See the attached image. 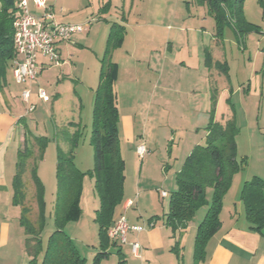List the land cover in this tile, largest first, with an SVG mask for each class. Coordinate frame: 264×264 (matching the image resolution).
Returning a JSON list of instances; mask_svg holds the SVG:
<instances>
[{"label": "crops", "instance_id": "0c3cea01", "mask_svg": "<svg viewBox=\"0 0 264 264\" xmlns=\"http://www.w3.org/2000/svg\"><path fill=\"white\" fill-rule=\"evenodd\" d=\"M143 1L119 0V3H115L114 0H48V6L53 10L57 22L83 24L86 30L73 35L70 41L58 45L60 66H50L49 59L39 57V63L43 66L37 81L31 86L16 83L13 67L7 71L0 88V264H29L30 261L26 252L27 235L20 222L21 207L16 206L13 200V181L17 173L19 153L30 139L29 130H20L21 120L25 119V116H22L25 111L22 93L31 88V102L36 106L34 112H38L41 105L49 103L38 99L39 87L56 83L58 99L62 94L60 88L71 84L74 79L76 83L85 86L88 66L80 60V54L87 51L95 58V82L88 86L89 92L94 95L98 87L96 75L101 73L99 64L102 63L109 39L114 32L113 26L119 29L116 47L111 51V60L118 67L115 91L120 115L121 154L126 164L125 172L128 168L131 169L134 177H139L138 185L144 188L135 200L132 192H127L125 180L124 202L118 208L115 222L112 224L113 227L118 219L126 214L130 225L145 227V231L141 233L130 232L126 244L115 242L116 245H125L118 247V250L126 257V264H264V234L250 228L238 193L232 202L227 203L224 200L220 216L221 228L209 240L203 258L198 261L194 256L197 234L194 220L189 223L187 229L174 233L166 225L168 212L163 210L162 214H159L156 210L159 201L170 197L169 194L166 197L161 195L165 192L161 185L170 182V168L172 165L177 167V176L185 162L180 164V159L171 158L174 150L167 160H163L164 154L160 153L158 141L156 142L154 135L147 131L149 124L156 116H162L169 122H182L183 118H188V138L178 144L176 151L181 148L189 156L206 138L204 129L212 118L222 123L219 111L224 103L228 107L231 106L229 120H232V117L238 119L233 102L240 94L243 100L242 96L246 90L237 86L236 88L233 81V75L237 76L242 69V60L236 58L235 54L232 53L231 56L228 53L225 45L228 42L225 35L227 32L222 37L217 36L216 26L205 22L210 18L206 5L200 4V9L193 11L191 7L195 4L188 2L186 13L180 14L181 17L186 16L185 20L196 17L204 20L199 24H193L192 21L191 25H188L185 20L179 24L177 9L171 11L170 15H165L164 20L151 23L144 22L143 11L136 8ZM169 2L171 3V0ZM175 2L177 6L179 0ZM250 2H253L252 6L259 7V15L251 14L253 8L252 11H247L248 0H245V19L249 24L259 26L256 24L258 19L261 17L264 20V0ZM29 4L33 15L39 17L43 14V10L37 9L32 0H29ZM155 8L159 6L155 5ZM165 20H171L173 25L163 22ZM229 27L232 28L235 42L239 44L243 36L233 25ZM249 36L251 37V34ZM250 37L247 40H250ZM262 39L263 41L257 42L260 51L257 56H262L263 64L259 69L256 68L254 76H262L260 86L264 89V37ZM97 43L99 46L96 48ZM81 65L83 70L79 69ZM54 69L58 70V76L57 73H52ZM178 70L190 74L189 82L177 77ZM247 91H251L250 86ZM121 92H127L131 102L130 109L124 114L119 104L120 99L125 97L121 96ZM141 121L147 123L143 132L137 129ZM73 124L77 123H68L71 129L76 130ZM259 134L263 136L262 133ZM170 140L171 143L175 142L171 136ZM142 144H145L149 151L143 158L137 154V147ZM170 152L169 148L168 154ZM262 157L264 158V155ZM137 159L141 160L140 164ZM262 161L263 164L260 170L254 172V177L264 180V159ZM153 171L159 178L164 174L163 181L161 178V181L157 182L145 179L151 176ZM248 177L244 178L245 182L249 181ZM133 243L140 245L137 255L132 251ZM113 250L112 248L110 251Z\"/></svg>", "mask_w": 264, "mask_h": 264}, {"label": "trees", "instance_id": "16d2710c", "mask_svg": "<svg viewBox=\"0 0 264 264\" xmlns=\"http://www.w3.org/2000/svg\"><path fill=\"white\" fill-rule=\"evenodd\" d=\"M199 1L201 5L207 6L208 13L216 20L217 36L222 37L230 25H233L242 36L250 32H259L258 26L249 24L245 19L243 11L245 0ZM19 2L20 0H0V88L3 86L7 71L14 66V60L17 58L14 24L19 17ZM117 28L113 26L114 32L102 60L99 85L95 91L91 141L95 151V166L90 174L95 179V190L100 199V208L96 212L100 250L93 264H102L110 250L116 246L109 237V231L115 222L118 208L124 202L126 164L120 148V115L115 91L118 67L111 60V51L117 42L119 30ZM73 126L76 131L70 136L69 152L65 153L61 149L58 151L56 229L50 235L46 247L42 238L47 223L44 187L34 166L31 174L36 184L37 221L32 220L31 211L26 205L27 192L23 179L33 153L28 147V141L19 153L17 173L13 181V200L16 206L21 207L20 222L27 235L26 252L30 257L29 264L87 263L73 239L65 232L67 224L81 219V197L86 175L75 164V150L84 132L81 124ZM204 130L205 143L193 149L176 176L177 190L171 194L170 209L166 215V225L175 233L180 229H187L198 211L208 208L196 234L194 256L197 261L203 258L209 240L220 230L224 196L231 188L234 175L246 165L245 160H238L236 137L239 129L235 119L222 124L212 118ZM36 139L40 143V151H44L48 140ZM208 189H213L211 203L207 200ZM241 201L250 228L264 234V180L254 177L245 182L241 191ZM118 253L121 257L120 264H125L123 260L125 256L121 251Z\"/></svg>", "mask_w": 264, "mask_h": 264}, {"label": "rangeland", "instance_id": "374dc122", "mask_svg": "<svg viewBox=\"0 0 264 264\" xmlns=\"http://www.w3.org/2000/svg\"><path fill=\"white\" fill-rule=\"evenodd\" d=\"M159 1L161 2L158 4L157 2ZM114 2L119 3V0H114ZM188 2L195 4L191 7L193 11L200 9L199 0H179L177 6L175 0H171V3L169 0H144L140 5L138 4L139 7L136 6V8H138L141 12L143 11L142 14L144 17L142 19L144 22L147 21L151 23L159 22L165 15H170L171 11L177 9L179 15L178 23L181 24V22H183L182 20L186 19V16L181 17L182 15L180 16V14L186 13L188 9ZM155 5L159 6V8H155ZM252 5L253 2L248 0L247 11H252L251 9L253 8L251 14L258 16L259 7ZM208 16L210 18L205 20V22H208V25H215L217 28L216 20H214L210 14H208ZM258 20L259 21H257L256 24L259 25V32H250L246 34L242 37L243 40L240 41L239 44H237L234 40L232 28L227 26L224 32V34L227 32L225 35L226 38L228 37V42L225 44L228 53L231 56L233 53L235 54L234 56L236 58L242 60V69L237 76L233 75V81L235 87H240L243 90L245 88L246 91L242 96L243 100L241 98V94L235 97L233 103L235 110L238 112V119L236 117H232L231 119H235L239 129V133L236 137L238 160H245L246 165L241 171L234 175L231 188L224 196L223 203L224 200H226L225 202L227 203L232 202L235 196H238V194V198L240 199L241 191L245 184L244 178L246 179V177L249 176V181L252 180L255 176L254 174L257 172L256 170H260V167L263 164L262 159H264L262 157L264 155V89H262L260 86L262 85L260 84V81L262 82V76H254L256 68L259 69L263 64L262 56H257V54L260 53L257 42L260 40L263 41L264 20L261 19V17ZM187 21L188 25H191L190 22L192 21L193 24H199L202 21L204 22V20L201 21L198 17L191 18V20H185L184 22ZM163 22H166L168 25H173L171 20H165ZM249 34H251V37ZM248 37H250V40H247ZM105 45L106 43H104V46ZM98 46L99 43H97L96 48ZM80 60H82L83 63L85 62V66H88L85 86L76 83V79L73 78L74 81H71V84L60 88V92L62 94L58 99H56L58 94L57 84L54 83L50 86L44 85L43 88L51 98V102L44 106L41 105L38 112H32V114L29 113L27 115L26 111H23L22 116H25V119L21 120L22 128L20 127V130L27 129L30 131L28 147L31 149V152H33L32 159L28 163L23 180L27 192L26 205L31 211L32 220L37 221L38 206L35 198L36 184L31 174L32 167L34 166L36 169V174L38 175V178L44 187V201L46 204L45 209L47 223L42 233V238L46 247L50 235L56 229L55 208L58 195V151L61 149L65 153H68L70 150L69 139L76 130L71 129L68 123L76 122L77 124H81L84 136L82 137L79 146L75 150V164L79 170L86 174L83 181V191L81 197L82 216L78 222L67 224L65 227V232L73 239L75 246L81 255L87 260L86 264H93L94 258L100 250L99 225L96 222V212L100 208V199L95 190V179L90 174L95 166V151L91 143L95 94L93 95L89 92L90 90L88 86L95 82V76L93 75L95 58L93 54L86 51L80 54ZM99 68L100 71L102 69V63L101 65L99 64ZM79 69L83 70V65H81ZM52 73L54 75L57 73L58 76V70L54 69V72ZM177 77L181 78L184 82H189V78H191L190 74L184 70H178ZM99 78L100 74L96 75V82L98 83H96L97 85H99ZM249 86L251 91H247V87ZM121 96H123L124 99H120L119 104L121 112L124 114L130 109L129 106L131 102L128 99L127 92H121ZM223 105L219 111V117L221 122H225L226 124L232 111L230 109L231 106L228 107L226 103ZM223 114L225 117L222 118ZM146 127L147 123L144 124L143 121L137 125V129L139 128L140 132H143ZM189 128L190 125L188 118H183L182 122L174 120L169 122L162 116H156L155 120L149 124L147 131L149 134L154 135L156 142L158 141L157 145L160 153L164 154H162L164 161L168 159V155L172 154V150H174V155L171 158L180 159L181 164L183 161H186L188 155H186L187 153L181 148L177 149L176 151V147L183 139L188 138ZM256 132L258 134H256ZM259 133H262L263 136L261 137ZM170 136L175 139V142L171 143L172 141L170 140ZM36 138L41 140L46 138L48 140L44 151H40V143ZM204 143L205 139L201 144ZM169 148L171 149V152L168 154ZM137 161H139L140 164L141 160L137 159ZM177 172V167L172 165L169 174L170 182L161 185L162 190L167 192L170 197L164 201H157L158 204H156V210H158L159 214H162L163 210L165 212H169L171 194L177 190ZM125 175L127 192H132L133 198L137 200V194L142 191V189L144 190L143 187L138 185L139 177L138 175L134 177L132 170L129 168L126 170ZM162 176H164V174ZM162 176L160 177L161 180ZM160 178L158 177V174H155L153 171L151 176L145 179H148L151 182H157L160 180ZM239 186H241L240 189ZM207 200L210 203L212 202L213 189L207 190ZM232 206L234 205L232 204ZM207 211V207L202 208L194 217L193 224L196 225L197 230L199 225L203 222ZM124 215L126 216V214ZM124 246L125 245H121L119 243L113 247L114 250L109 252L108 257L102 261V264H120L121 257L118 252L121 250H118V247ZM123 260L126 264V257H124Z\"/></svg>", "mask_w": 264, "mask_h": 264}, {"label": "built area", "instance_id": "2783aa9c", "mask_svg": "<svg viewBox=\"0 0 264 264\" xmlns=\"http://www.w3.org/2000/svg\"><path fill=\"white\" fill-rule=\"evenodd\" d=\"M32 1L37 9L43 10V14L39 17L33 15L29 0H20L18 5L19 17L14 24V45L17 58L14 61L13 75L16 83L29 86L37 81L41 73L43 65L39 63V57L49 59L50 66H60L61 55L58 45L61 42L70 41L73 35L86 30L83 24L57 22L53 10L48 6V0ZM37 96L44 103L50 102L49 95L42 87L38 88ZM31 98V88H27L22 93L27 115L36 109V106L31 102ZM148 152L145 144L137 147V154L141 158ZM161 195L166 197L167 193L163 192ZM143 231H145V227L130 225L128 219L121 216L110 229L109 237L114 242L126 244L130 232L141 233ZM131 246L133 253L137 255L140 249L139 243H133Z\"/></svg>", "mask_w": 264, "mask_h": 264}]
</instances>
